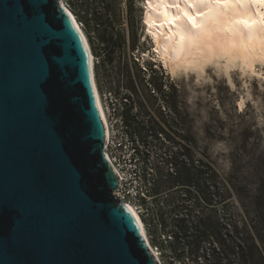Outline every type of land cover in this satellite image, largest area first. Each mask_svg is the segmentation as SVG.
<instances>
[{
    "label": "water",
    "instance_id": "obj_1",
    "mask_svg": "<svg viewBox=\"0 0 264 264\" xmlns=\"http://www.w3.org/2000/svg\"><path fill=\"white\" fill-rule=\"evenodd\" d=\"M118 183L63 1L0 0V264H159Z\"/></svg>",
    "mask_w": 264,
    "mask_h": 264
},
{
    "label": "rangeland",
    "instance_id": "obj_2",
    "mask_svg": "<svg viewBox=\"0 0 264 264\" xmlns=\"http://www.w3.org/2000/svg\"><path fill=\"white\" fill-rule=\"evenodd\" d=\"M64 1L89 39L99 91H112L117 105H123L125 94L131 103L126 119L137 117L134 121L143 129L139 146L147 150L149 167L155 169L145 186L134 174L126 186L158 193L156 202V195L144 193L146 206L139 198L134 202L141 220L151 226L147 236L154 237L149 241L163 264H240V259L243 264H264V221L252 226L237 192L252 194L264 178V63L248 69L238 61L228 65L219 58L173 80L154 57L152 41L144 39L141 21L150 0ZM193 153L211 161L217 173L213 214L238 225L219 244L196 248L181 243L172 253L169 240L155 226V212L164 211L169 219L179 205L191 202L193 194L176 185L174 172L181 164L187 166ZM243 219L250 224L244 225ZM229 250L236 254L228 255Z\"/></svg>",
    "mask_w": 264,
    "mask_h": 264
},
{
    "label": "bare ground",
    "instance_id": "obj_3",
    "mask_svg": "<svg viewBox=\"0 0 264 264\" xmlns=\"http://www.w3.org/2000/svg\"><path fill=\"white\" fill-rule=\"evenodd\" d=\"M62 1L90 53L93 88L106 142L107 135L110 137V132L107 134L109 124L95 76L92 48L75 14ZM143 23L146 26L144 39L152 41L154 57L161 61L162 68L173 80L179 79L181 73L200 71L219 58H225L228 65L238 61L248 69H252L256 62L264 63V0H150L145 8ZM146 56L143 55L144 58ZM115 172L119 186L124 172ZM123 203L137 218L148 246L159 264H163L149 241L136 204Z\"/></svg>",
    "mask_w": 264,
    "mask_h": 264
},
{
    "label": "trees",
    "instance_id": "obj_4",
    "mask_svg": "<svg viewBox=\"0 0 264 264\" xmlns=\"http://www.w3.org/2000/svg\"><path fill=\"white\" fill-rule=\"evenodd\" d=\"M66 3L69 5L68 2ZM69 8L72 9L70 5ZM133 49L134 47L130 50L131 53L133 52ZM134 63H138V66L140 65L138 60ZM130 117L131 122L129 121V124L137 138L135 153L138 157V167L133 173H135L134 177H137L145 186L144 181L149 182L147 177L152 173L151 169H155V167H149L148 152L145 149L141 150L139 146L140 144L138 140L140 131L143 129L140 130L139 124L136 123V120L134 121L137 117L133 115ZM216 178L217 173L211 161L205 159L203 156L197 155L196 153H193L187 166L186 164H181L176 168L174 172V181L176 185L183 186V188L193 194L190 196L191 202L186 207L179 205L177 213H169V219L164 215V211L157 210L155 212V226L160 227L162 230L161 235L166 237L165 240H169V248L172 253H176L177 245L181 243L183 245H193L196 246V248H200L207 243L210 245L214 243L219 244L223 241V238H227L230 228L233 230L236 229L238 225L237 223L232 224L231 222L224 221V219L213 214V205L211 206L214 197L212 184L216 181ZM151 181L153 183V189L156 184V179L152 177ZM140 188L142 189V187ZM148 189L145 188V192L149 195H156V202L158 193L156 191H153L154 193L151 191V193L150 188ZM234 189L237 190L235 187ZM237 192L239 193V200H241L243 206H245V213L247 216L250 215L251 217L249 221L253 224L252 226L254 227L255 223L264 221V204L262 203L264 198V178L260 179L257 188H255V191L252 194L250 193L244 196L241 195L238 190ZM145 198V196H140V199L144 203L143 206L148 204H146L148 201L145 200ZM150 202L151 201H149V203ZM156 205L158 206V203H156ZM252 221L254 222L252 223ZM143 222L146 224L145 227L147 234L150 236L151 226L146 223L145 219ZM242 222L244 225L250 224L247 219H243ZM149 239L154 240V237L151 236ZM153 246L157 249L155 245ZM235 254L234 251H228V255ZM237 255L239 256V254ZM240 262V264H243L242 259H240Z\"/></svg>",
    "mask_w": 264,
    "mask_h": 264
},
{
    "label": "built area",
    "instance_id": "obj_5",
    "mask_svg": "<svg viewBox=\"0 0 264 264\" xmlns=\"http://www.w3.org/2000/svg\"><path fill=\"white\" fill-rule=\"evenodd\" d=\"M101 99L109 124V127H106L107 134L110 132V137L107 135L105 142L106 157L115 171L124 172L122 183L114 190V194L123 202L136 204L134 200L145 194L139 186H126L128 176H133L138 167V157L135 153L137 138L125 117V111L131 103L124 94L121 97L123 105H117L112 91L101 92Z\"/></svg>",
    "mask_w": 264,
    "mask_h": 264
}]
</instances>
